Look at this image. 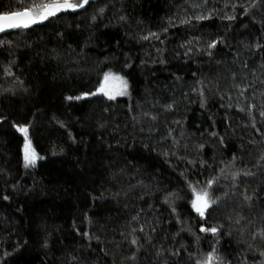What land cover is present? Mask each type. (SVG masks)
<instances>
[{
  "label": "trees",
  "instance_id": "16d2710c",
  "mask_svg": "<svg viewBox=\"0 0 264 264\" xmlns=\"http://www.w3.org/2000/svg\"><path fill=\"white\" fill-rule=\"evenodd\" d=\"M33 3L40 0H0V13ZM257 43L264 44V0H90L0 35V264L5 252L6 264H196L213 248L224 264L259 259L264 240L252 236L264 230V48ZM105 73L124 78L127 94L99 93ZM14 125L28 127L43 157L34 167L23 165ZM213 179L208 190L221 200L204 220L191 208L189 184L199 191ZM171 192L181 197L174 204L181 223L163 202ZM221 224L218 236L199 232ZM140 226L132 261L131 230Z\"/></svg>",
  "mask_w": 264,
  "mask_h": 264
},
{
  "label": "snow or ice",
  "instance_id": "6c2138e0",
  "mask_svg": "<svg viewBox=\"0 0 264 264\" xmlns=\"http://www.w3.org/2000/svg\"><path fill=\"white\" fill-rule=\"evenodd\" d=\"M19 2L22 3V0H19ZM90 3V0H40V3H33L30 7H23L21 10L16 11V12H9V11H5L0 13V32H4L5 30L8 29H19V28H29L32 25L37 24L38 22H42L45 20H48L50 17H55L57 16L59 13L62 12H75L78 11L80 9L85 8L86 5H88ZM204 3H207V0H204ZM197 7H199V5H197ZM225 7H227V5H225ZM233 10H235L236 5H232ZM240 7H243V5H240ZM253 7H255V5H253ZM104 9L101 8L100 9V13H103ZM245 15L248 14V9L245 8L244 10ZM211 18V13H209V15L205 16V15H197L195 17L196 20L200 21V20H205V19H210ZM93 20L96 19V16L94 15L92 17ZM121 20L124 19V17H120ZM223 19L225 20H235L236 17L235 15H229V14H225L223 16ZM189 21L185 20V21H181V23H188ZM164 31H167V29H164ZM150 36L155 37L157 39H159L158 35L156 33H150ZM142 39L147 40L149 39V36H144L142 37ZM224 41L223 39H214L212 41H210L207 45L208 49H215L217 47L218 44H222ZM255 48L257 50L264 48V44H260L257 43L255 44ZM209 55H211V52L208 53ZM11 74V73H9ZM109 75L108 73L105 74L104 80L105 82H107L109 80ZM117 79H122V78H117ZM124 84V91H120L118 93H113L112 91H105V95L108 96L109 99H114L115 95L119 94V95H126V89H127V82L123 81ZM103 90V89H102ZM246 90V89H245ZM95 93H93L94 95ZM87 95V94H86ZM68 100H79L81 99V97L76 96V97H72L69 96L67 97ZM204 104L201 103V107H203ZM169 108H171V105L168 106ZM252 108H255V105H251ZM241 112L244 111L243 108L240 109ZM249 115H251V113H249ZM259 115L261 117H264V111H261L259 113ZM253 123H252V127L256 128V123H255V117H252ZM15 126V125H14ZM63 126V125H61ZM17 127V131L21 132L24 136V166L27 167H34L36 164V161L38 159H43V157L39 156L38 153H36L35 149L31 148V141L29 140L28 137V132L29 129L27 126H15ZM257 131H259V129H257ZM213 136L218 135L217 133H212ZM262 135H264V133H262ZM220 141L221 143H223V137H220ZM200 149H203V145L199 146ZM236 160L235 155L232 157V162L227 165L226 167H232L234 166V162ZM261 160H264V156L261 157ZM191 163V161H190ZM257 166H261L260 165V161H257ZM225 168H221V173L225 172ZM244 175H252L253 173L249 172H244ZM183 175V173L181 174ZM241 175L240 171H235L231 173L232 179L235 180L237 177H239ZM215 183V179L213 180H209L207 182L208 187L204 188V189H200L199 191L192 185L189 184V188L191 189L192 193H193V199L190 201V205L192 210H194V212L198 215L199 218L206 220V213L208 212V210L210 208H212L213 205H218L219 201L221 200V197L217 196L215 198L212 197L211 193L209 192V188L212 187V185ZM181 197L179 196L178 193L175 192H171L168 193L165 198H164V203L167 204L169 206V208H171V211L173 214H176V208L174 207L175 204V199H180ZM5 200L8 199L7 196L4 197ZM253 199L252 196L245 194L244 195V200L245 201H251ZM177 215V223H181V220L179 219L178 214ZM137 217H133V220H136ZM237 224L240 223L239 220L236 221ZM224 227V225H213L211 227H206L204 225H201L199 227V232L201 233H205L208 234L210 233L213 236H218L220 234V230ZM144 226H140L138 229L137 228H132L131 233H132V239L130 240V244L132 246H135V252H133L130 256H128L127 258L129 260L135 261L137 259L136 256V252H139L142 245L139 242V238L135 235V233L137 231H139L140 233L144 232ZM155 228L153 227L151 229L152 232H155ZM191 231V229H184L181 228V231ZM179 233H177L178 235ZM230 234V233H229ZM243 235V233H241ZM85 236H88V233H84ZM121 235H123V233H121ZM193 235H195V233H193ZM257 236H259L262 240H264V230H261L259 232H256L253 234L252 239L255 240L257 238ZM99 238L97 237V240ZM200 237L196 236V240L199 241ZM149 243H151V237L148 238ZM26 243V242H25ZM47 243L44 244V247H47ZM183 247V245L181 246ZM249 249H252V245L249 244L248 245ZM19 249H17L18 251ZM107 255V253H105ZM179 250H174L170 252V255L173 256H178ZM11 255L10 253L5 252L4 253V257H5V261L4 264H6L7 261V257ZM155 255L157 257L162 255V252L160 250H157ZM258 257L259 259L256 258V256H253V264H264V249H261L258 251ZM245 260L248 259L247 256H245L244 258ZM165 264H167V261H165ZM196 264H224V260L223 257H221L219 254H217L216 249L213 248V250L211 252H209L204 260H197ZM228 264H231V262L229 261Z\"/></svg>",
  "mask_w": 264,
  "mask_h": 264
},
{
  "label": "rangeland",
  "instance_id": "374dc122",
  "mask_svg": "<svg viewBox=\"0 0 264 264\" xmlns=\"http://www.w3.org/2000/svg\"><path fill=\"white\" fill-rule=\"evenodd\" d=\"M106 74V73H105ZM105 74H104V76H103V78H102V80H101V83H100V85H99V89H98V92L99 93H101L102 95H104V96H106V97H108L107 95H105V91H112L114 94L115 93H118V92H120V91H124L125 89H124V84H123V81H126L124 78H122V77H119V76H117V75H112V74H110L109 75V80L107 81V82H105V80H104V77H105ZM109 74V73H108ZM117 78H122V79H117ZM103 89V90H102ZM126 91H127V89H126ZM119 96H122V95H119V94H117V95H115V98H117V97H119ZM23 126V125H22ZM17 128V127H16ZM20 134H22L21 132H20ZM22 136H23V134H22ZM23 139H24V136H23ZM29 140H30V138H29ZM31 141V140H30ZM31 148H33L34 149V147H33V145H32V143H31ZM36 151V150H35ZM21 152H22V162H23V165H24V141H23V144H22V148H21ZM36 153H38L37 151H36ZM38 155L40 156V154L38 153ZM41 159H38L37 161H36V164L40 161ZM35 164V165H36ZM30 167H32V166H30Z\"/></svg>",
  "mask_w": 264,
  "mask_h": 264
},
{
  "label": "water",
  "instance_id": "95a60500",
  "mask_svg": "<svg viewBox=\"0 0 264 264\" xmlns=\"http://www.w3.org/2000/svg\"><path fill=\"white\" fill-rule=\"evenodd\" d=\"M11 12H16V11H11ZM42 22H38V23H42ZM14 30H16V29H8V30H5L4 32H0V35L5 34V33H8V32H11V31H14Z\"/></svg>",
  "mask_w": 264,
  "mask_h": 264
}]
</instances>
